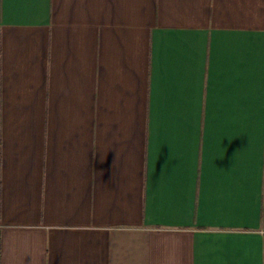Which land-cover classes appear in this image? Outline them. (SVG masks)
<instances>
[{
	"label": "crops",
	"instance_id": "obj_1",
	"mask_svg": "<svg viewBox=\"0 0 264 264\" xmlns=\"http://www.w3.org/2000/svg\"><path fill=\"white\" fill-rule=\"evenodd\" d=\"M0 264H264V0H0Z\"/></svg>",
	"mask_w": 264,
	"mask_h": 264
}]
</instances>
